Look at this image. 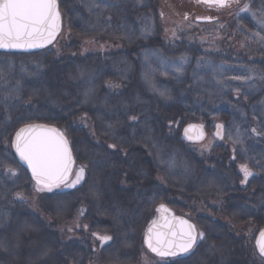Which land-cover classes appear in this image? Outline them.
I'll list each match as a JSON object with an SVG mask.
<instances>
[{"label": "trees", "instance_id": "16d2710c", "mask_svg": "<svg viewBox=\"0 0 264 264\" xmlns=\"http://www.w3.org/2000/svg\"><path fill=\"white\" fill-rule=\"evenodd\" d=\"M57 2L62 30L50 47L0 52L14 71L47 73L14 96L0 85V264H88L97 236L111 237L100 264H141V235L161 203L203 238L152 264H264L253 244L264 207L231 196L230 169L264 171V0L207 24L165 18L159 0ZM28 123L63 131L84 169L78 186H32L10 147ZM191 123L208 133L220 124L222 136L202 150L182 136Z\"/></svg>", "mask_w": 264, "mask_h": 264}, {"label": "snow or ice", "instance_id": "6c2138e0", "mask_svg": "<svg viewBox=\"0 0 264 264\" xmlns=\"http://www.w3.org/2000/svg\"><path fill=\"white\" fill-rule=\"evenodd\" d=\"M209 6H224L228 0H198ZM60 12L57 0H0V49L40 48L51 43L60 30ZM131 119L135 120L133 116ZM221 126L217 125L219 129ZM188 130H186L187 132ZM255 131V129H253ZM20 160L27 164L38 186L37 190L58 187L65 183L73 163L68 141L54 128L42 125H29L20 129L12 142ZM115 148L116 145H109ZM244 181L252 175L246 165L241 166ZM84 169L77 173L74 186L83 178ZM10 174L15 176L14 169ZM19 195V194H18ZM163 206L157 211H162ZM155 223V221L153 222ZM167 233L149 229L145 244L162 260L187 253L197 239L196 229L187 221H180L179 227L168 224ZM199 236L203 238V233ZM102 242L110 240L108 236H97ZM258 250L264 257V232L258 240ZM165 264L167 262L165 261Z\"/></svg>", "mask_w": 264, "mask_h": 264}, {"label": "water", "instance_id": "95a60500", "mask_svg": "<svg viewBox=\"0 0 264 264\" xmlns=\"http://www.w3.org/2000/svg\"><path fill=\"white\" fill-rule=\"evenodd\" d=\"M198 1V0H197ZM231 1H235V0H228V2H231ZM227 2V3H228ZM200 3V2H199ZM226 3V4H227ZM58 4V2H57ZM204 4V3H202ZM225 4V5H226ZM206 6H209L207 4H204ZM224 5V6H225ZM212 6H216V5H212ZM222 6V8L224 7ZM218 7H221V6H218ZM59 9V7H58ZM60 12V11H59ZM61 16V15H60ZM198 21H201V22H206V21H209L208 19H198ZM62 30V18L60 19V30L57 32L55 38L52 40L51 43H46L43 47H40V48H27V49H0V52L2 53H20V54H28V53H33V52H37V51H40V50H43L47 47H49L50 45H52L57 37L59 36L60 32ZM29 125H42V126H45L47 128H54L56 129L58 132H60L64 138L67 140L66 136L64 135L63 131L60 130L58 127H56L55 125H51V124H47V123H28V124H24L22 126H20L19 128H17L15 130V132L13 133L12 137H11V141H10V147H11V150L18 162V164L26 170V172L28 173L31 181H32V186H37L36 185V182L35 180L33 179L32 177V173H31V170L28 168L27 164H25L24 162H22L19 158V156L16 154V151H15V148L12 146V142L13 140L15 139V136H16V133L20 130V129H23L25 128L26 126H29ZM220 125V124H218ZM221 126V125H220ZM186 130H188L186 132ZM215 130H216V133H217V136H221L222 134V126L218 129L217 126L215 127ZM182 136L184 138V140H186L187 142H190V143H201L204 141L205 137H206V133H205V128L202 126V125H199V124H196V123H191V124H188L187 126L184 127L183 131H182ZM68 141V140H67ZM68 145H69V149L71 151V154H72V150H71V147H70V144L68 142ZM72 159H73V163L71 165V171L69 172L68 174V177H67V180L65 181V183L63 184H60L58 187H61V186H64L65 184H67V182L69 181L71 175H72V172L74 170V167H75V159L73 157V154H72ZM54 188H57V187H54ZM53 189V188H52ZM161 206H163V209L165 210H162V211H157V209H160ZM156 212H157V218L154 220L155 223L152 222V224L147 228V230L145 231V234H144V237H143V245L145 247V249L150 252L154 257H157V258H160L158 256H156L153 252H151V250L147 247V245L145 244V237L146 235L148 234V231L150 228L153 229L154 232H161V233H167L168 232V227L166 225L168 224H171V225H174L176 227H179V222L180 221H187L188 224H191L195 227V225L189 221L187 218L185 217H182V216H176L173 214L172 210L165 204H159L156 208ZM196 229V227H195ZM264 232V227L261 228L258 233L256 234L255 238H254V241H253V244H254V248H255V251L257 253V255L264 259V257H261V255L259 254V250H258V240L261 239V233ZM196 233H197V230H196ZM197 237H198V233H197ZM196 242H197V239H196ZM195 242V244H196ZM195 244L193 245V247L195 246ZM192 247V249H193ZM192 249H190L188 252H190ZM187 252V253H188ZM186 253H179L177 256L175 257H179V256H183L185 255ZM169 258H174V257H166L164 259H169Z\"/></svg>", "mask_w": 264, "mask_h": 264}, {"label": "flooded vegetation", "instance_id": "af4514ba", "mask_svg": "<svg viewBox=\"0 0 264 264\" xmlns=\"http://www.w3.org/2000/svg\"><path fill=\"white\" fill-rule=\"evenodd\" d=\"M232 2H234V1H232ZM195 4H197V5H199V7H201V8H204V9H206V11H205V14H203V15H198V16H195V17H188V16H190L189 14L187 15H185L184 16V20L185 21H190V22H192V23H197V24H207V23H210V22H212V21H217V20H219L222 16H224V15H226L227 14V12H226V10H223L222 9V7H218V6H206V5H204V4H202V3H199L197 0H196V2H195ZM228 4V3H227ZM226 4V5H227ZM226 5L223 7V8H225L226 7ZM233 9H235V8H233ZM232 9V10H233ZM230 11L229 12H231L232 10L231 9H229ZM226 12V13H225ZM193 18V19H192ZM198 19H208L209 21H206V22H201V21H198ZM51 46V45H50ZM49 46V47H50ZM48 48V47H47ZM46 49V48H45ZM205 133H206V130H205ZM215 133H216V130H215ZM221 136H222V134H221ZM221 136H217V133H216V136H215V138L216 139H220L221 138ZM186 141V140H185ZM187 142V141H186ZM188 143H190V142H188ZM242 165H245V164H243V163H237V162H232V163H230V169L231 170H233V172L236 174V177H237V179L239 180V182H238V184H237V189L235 190V192L234 193H232L231 194V196L232 197H236V196H238L237 194H239L240 196H245L246 197V195H248V197H250L249 199H252L251 198V196L254 198V199H256L255 201H256V203L257 204H254V205H256L258 208H261V206L262 207H264V195L262 194V193H260V191H261V188L262 187H264V181H263V179H264V177H263V175L261 174V173H264V171L263 170H255V168L254 167H250V166H248V165H246L247 167H248V169L251 171V173H252V175L251 176H249L248 177V179H247V181H244V177H243V174H242V172H241V166ZM74 169H75V167H74ZM74 171V170H73ZM260 174H259V173ZM72 174H73V172H72ZM72 176V175H71ZM81 183V182H80ZM63 186H61V187H57V188H60V189H63L62 188ZM63 190H70V189H63ZM161 204H164V203H161ZM166 205V204H165ZM158 206V205H157ZM168 206V205H167ZM169 207V206H168ZM157 208V207H156ZM171 210H172V212H173V214L174 215H176V216H182V217H185L184 215H180V214H176L175 213V211L171 208V207H169ZM156 210V209H155ZM232 211H235V210H233V209H231ZM204 211V210H203ZM219 211V210H218ZM155 213H156V215H155V217H154V219L152 220V211H149V214H150V217H149V219L147 220V224H146V226H145V228H144V230H143V232H142V235H141V246L143 247V249L145 250V252H146V256L144 255V254H142L139 258L141 259V264H152V257H154L150 252H148L146 249H145V247H144V245H143V237H144V234H145V231L147 230V228L152 224V222L157 218V212L155 211ZM185 218H187V217H185ZM146 219V218H145ZM145 219H143L142 221H144ZM188 219V218H187ZM189 221H191L190 219H188ZM192 222V221H191ZM193 223V222H192ZM194 224V223H193ZM195 225V224H194ZM196 227V226H195ZM196 230H197V228H196ZM197 233H198V230H197ZM198 239H199V233H198V237H197V242H198ZM96 242H97V247L95 248V247H93V246H91L90 247V256H89V263L88 264H100L99 263V260H100V258L99 257H97V254H98V252L99 251H103V249H105L106 248V246L107 245H109V241L110 240H107V241H104V242H102L100 239H96L95 240ZM197 242H196V244H197ZM195 244V245H196ZM195 247V246H194ZM193 247V248H194ZM193 250V249H192ZM191 250V251H192ZM190 251V252H191ZM190 252H188V253H186L185 255H187V254H189ZM185 255H183V256H185ZM179 257H182V256H179ZM154 258H156V259H159V260H162L161 258H157V257H154ZM174 258H177V257H174ZM169 259H173V258H169ZM163 260H167V259H163ZM102 264H105L104 262H102Z\"/></svg>", "mask_w": 264, "mask_h": 264}, {"label": "rangeland", "instance_id": "374dc122", "mask_svg": "<svg viewBox=\"0 0 264 264\" xmlns=\"http://www.w3.org/2000/svg\"><path fill=\"white\" fill-rule=\"evenodd\" d=\"M242 0H235L234 2H228V4L226 5L225 8H222L223 10H226L227 14L229 13V9H233L235 7H237L239 5V3H241ZM160 7L161 10L163 12V14L165 15V18H169L171 16H179L180 18L184 19V16L187 14H189L190 17H195L198 15H203L205 14L206 9L199 7V5L195 4L196 0H159ZM205 10V11H204ZM225 12V13H226ZM178 17V18H179ZM193 19V18H192ZM25 69H19L18 71H14L13 68V63L10 60H0V85L2 87V89H8L9 95L11 94L12 96L18 94L21 90L18 89L17 90V86L23 82L26 81H33L36 82L37 80H39L41 77H45L47 75L46 71L43 68H38V70L36 72H32L29 73L28 71H24ZM38 82V81H37ZM36 82V83H37ZM25 93L29 94L31 93V91L26 88L25 89ZM2 97L4 98V101L6 100V96H8L7 94H1ZM42 103H44L43 101H41ZM55 101L50 100L48 102V106L54 108L55 107ZM216 133L215 131H212L210 133L206 132V137L204 139L203 142H201L198 147H200L202 150H207L208 146L211 143V140H213V138H215ZM81 168H77L75 167L72 176L70 177L69 181L67 182V184H65L62 188L63 189H73L76 186H78L80 184V182L83 180V178L79 181V183H76L74 186H66L69 184H72L73 181L76 180L77 178V173ZM83 177H84V173H83ZM53 189H60V188H53Z\"/></svg>", "mask_w": 264, "mask_h": 264}]
</instances>
